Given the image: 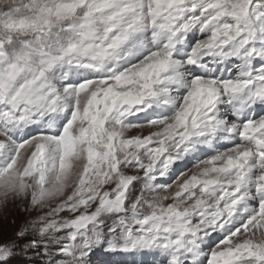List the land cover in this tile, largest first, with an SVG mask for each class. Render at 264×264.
Masks as SVG:
<instances>
[{
    "label": "snow or ice",
    "instance_id": "6c2138e0",
    "mask_svg": "<svg viewBox=\"0 0 264 264\" xmlns=\"http://www.w3.org/2000/svg\"><path fill=\"white\" fill-rule=\"evenodd\" d=\"M100 249L264 264V0H0V264Z\"/></svg>",
    "mask_w": 264,
    "mask_h": 264
},
{
    "label": "rangeland",
    "instance_id": "374dc122",
    "mask_svg": "<svg viewBox=\"0 0 264 264\" xmlns=\"http://www.w3.org/2000/svg\"><path fill=\"white\" fill-rule=\"evenodd\" d=\"M124 259L125 258L122 255L117 256L111 253H106L104 249H100L93 256V264H102L104 261H109V264H122Z\"/></svg>",
    "mask_w": 264,
    "mask_h": 264
}]
</instances>
